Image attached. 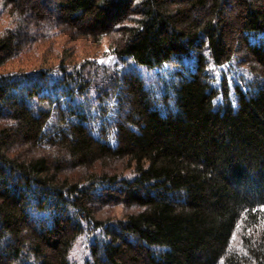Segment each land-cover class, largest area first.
I'll list each match as a JSON object with an SVG mask.
<instances>
[{
    "label": "trees",
    "instance_id": "16d2710c",
    "mask_svg": "<svg viewBox=\"0 0 264 264\" xmlns=\"http://www.w3.org/2000/svg\"><path fill=\"white\" fill-rule=\"evenodd\" d=\"M103 38L120 70L73 48ZM174 60L159 101L138 68ZM94 231L84 264H264V0H0V264Z\"/></svg>",
    "mask_w": 264,
    "mask_h": 264
},
{
    "label": "rangeland",
    "instance_id": "374dc122",
    "mask_svg": "<svg viewBox=\"0 0 264 264\" xmlns=\"http://www.w3.org/2000/svg\"><path fill=\"white\" fill-rule=\"evenodd\" d=\"M73 48L77 49L78 54H96V64L100 70L106 71V74L122 68V61L110 51L106 38H103L101 44L97 47L91 44L89 40H85L76 42ZM184 64V60H174L159 68L147 69L139 67L138 70L145 81L152 85V90L155 93V96L161 101L160 99L163 94L168 90L167 87L176 81L178 75L185 73L186 70L183 67ZM208 71L210 74L211 85L215 89H221L224 84L228 89L229 96L233 102L236 98L235 87H238L242 91H250L257 85L258 79L250 73L244 65L240 64L235 57L222 65H210ZM215 100L219 101L220 97H216ZM94 115L98 117L102 114L95 111ZM122 211L121 206H113L111 209L103 210L104 215L110 214V216L115 217L120 216ZM95 233L96 231L89 234L85 232L78 238L69 252V259L72 264H84L88 255L90 240ZM230 245L235 249L238 248L239 243L237 235L234 234Z\"/></svg>",
    "mask_w": 264,
    "mask_h": 264
}]
</instances>
